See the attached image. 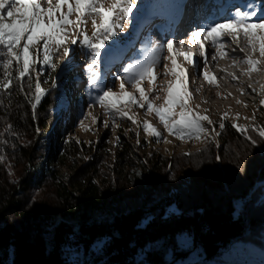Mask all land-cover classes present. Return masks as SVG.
Returning <instances> with one entry per match:
<instances>
[{"label":"trees","instance_id":"obj_1","mask_svg":"<svg viewBox=\"0 0 264 264\" xmlns=\"http://www.w3.org/2000/svg\"><path fill=\"white\" fill-rule=\"evenodd\" d=\"M54 56L55 68L41 60L23 81L13 73L11 90L0 92V264H76L67 251L92 245L94 250L100 246L99 253L82 264H242L254 248L264 251V154L258 153L248 168L232 171L225 153L235 157L239 149L231 143L252 145L230 123L224 130L230 145L207 148L219 173L216 186L206 183L197 199L176 189L111 220L84 219L78 230L61 222L47 240L42 224L52 215L100 210L139 195L145 178L167 188V168L176 167L163 156L147 161L123 136L114 157L103 143L87 147L65 135L47 137L66 97L80 106L73 92L76 77L55 80ZM35 71L44 90L39 100ZM217 155L233 180H223ZM230 163L237 166L238 161ZM67 168L73 172L64 173ZM47 189L52 197L36 196Z\"/></svg>","mask_w":264,"mask_h":264},{"label":"rangeland","instance_id":"obj_2","mask_svg":"<svg viewBox=\"0 0 264 264\" xmlns=\"http://www.w3.org/2000/svg\"><path fill=\"white\" fill-rule=\"evenodd\" d=\"M38 2L44 8L49 6L47 0H38ZM103 2L109 5L113 0H103ZM154 2L155 4L150 7L152 13L149 15L145 7L146 0H137L138 10H134L130 21L119 22V25L115 29L117 35L107 41V48L101 50V55L97 57L95 63L92 59L91 49L82 43L69 45L72 51L68 57L62 54V49L59 53L54 54V61L58 65L55 80L76 77L73 83V92L80 97L78 102L80 106L72 104L71 96L66 97L63 107H59L56 110L57 118L54 121L51 132H48L46 135L47 137L54 136V138L59 134L62 136L65 135L66 139H76L84 143L87 147L103 143V145H106L111 150L113 157L116 154V144L120 140V137L123 136L128 142H133V144L138 146V154L147 161L152 157L156 161V156H163L168 158L169 161L176 163V167L168 166L166 171L169 173L168 182L171 185L167 188H156L151 184L149 179L145 178L142 192L140 191L141 193L139 195L127 196L123 200L111 203L100 210L81 211L76 215L68 217H63L60 214L52 215L48 220H44L42 224V229L47 240L52 239L56 226L61 222H66L72 230H78L79 225L84 219L91 221L111 220L116 214H127L135 209L151 205L166 194L176 192V189H180L183 193L188 192L197 199L196 196L200 194L202 187L206 183L209 186H216L217 174L219 175V173L215 171L216 165L213 163V159L207 155V148L215 147L216 149H220L223 145H230L226 138H224V130L228 123L231 125L236 123L241 126H247L249 129L247 134H250L257 140L255 145L250 142L252 146L237 141L231 143L233 147H238L239 149L235 157L230 156L228 152L225 153L226 162L232 171L235 172V170L240 171L248 168L258 153L260 155L262 153L264 154V142L255 134V131L251 130L253 126L257 129L264 126V105L260 104V100L264 99V91H262L264 89V56L260 55L259 45L257 44V50L254 52L251 46L248 45L247 39L243 35L239 37L238 47L243 48L244 51L242 54L245 55L246 53V55H251L259 63L257 65L258 70L251 72L248 76L243 73L240 76L239 65L231 67V70L236 74L241 83H246L244 85H250L252 89H255V92L238 93L235 91L236 86L234 83L227 86L226 80L224 82L222 79V82L218 79L219 76L215 75V71L211 70L214 66L213 64L208 63L205 65L204 59H201L199 42L190 47L182 46L178 50L176 48V38L173 37L170 26L167 25L165 28L155 21V16H157L153 15L155 10H160L161 8L162 10L167 9L168 11L171 5L173 6L175 3V13L173 14L176 15L180 6L178 0H155ZM51 3L55 6L57 0H51ZM62 11L67 12V5L62 8ZM151 16H154V18H151ZM56 18H59V12L56 13ZM75 18L74 14L71 19L75 20ZM45 20L47 21L46 17ZM97 23H99L98 19ZM69 27V38L79 37L82 40L79 33L75 29H71V26ZM85 27L87 34L91 36L94 30L91 17L88 18ZM169 39L174 41L177 63L187 71L188 92L190 96L185 95L183 98L187 100L188 106L193 110V114L198 112L201 115H207L213 121V125H208L207 122H204V127L207 129V132L201 133L198 137L193 135L191 137L185 136L181 139L174 133L170 134L159 121L155 112L147 111L146 104L144 108L137 105H128L127 99H125L119 105L120 107H124L129 112V115L135 118L137 123H133L129 119L119 116L114 117L112 113H106L95 101V97L101 94L103 90H107V88H112L116 93L120 92V80L117 77L123 78L126 89L129 92H133L135 97L139 99V93L132 88L128 76L125 75L123 69L129 64H132L133 68L128 75H134L140 63L156 58L160 60V63L154 69L158 73L157 80L155 81V87L158 91L149 93L148 95L149 99L153 101L154 106L163 104L164 98L167 95L168 82L174 80V77L170 74L164 75L165 69L163 65L167 64L169 69L172 65L171 61L167 59L169 54L166 47L161 50L159 49V45H166ZM225 45L226 47L230 45L237 47L234 42H231V38H229L228 43ZM207 47L214 49L212 45H207ZM153 49H156V51L154 52ZM182 49H191V52H195L196 56L198 55L201 61L199 64V73L193 68L192 64L184 63V57L181 58L179 54V51ZM106 52H111L112 55L108 56ZM207 52L205 50V55H207ZM215 53L217 54L216 51L213 54L211 53V57ZM90 64L93 67L90 68ZM245 67L248 70L250 65L247 64ZM205 69L214 78L213 81L210 82L204 77L203 72ZM214 69L217 70L216 68ZM35 75L36 80L41 82L39 74L36 71ZM256 79H262L263 82L253 84L252 81ZM95 80H98L99 84H95ZM113 84H115V87H113ZM142 86L146 92L150 87L147 80L142 82ZM243 87L240 86L239 89H243ZM176 91L182 92L179 85L176 86ZM173 110L179 112V105H175ZM222 118L225 122V128L223 129L219 127ZM105 121H107L108 127L104 126ZM145 121L151 123L161 133L159 139L147 134L143 130V122ZM213 128L215 129L214 131ZM133 136H135V139L132 138ZM130 139L132 142L129 141ZM142 140L144 141V145H141ZM257 144L260 145L257 146ZM233 159L238 161L237 166L230 163ZM216 161L221 170L223 180L227 176L233 180L234 177L232 174L223 169L221 157L216 159ZM63 172L71 174L73 171L67 168ZM237 184L239 185L240 182L238 181ZM257 185L260 184H256L255 187ZM227 189L230 190L231 188ZM52 194L47 189L43 193L36 194V196L42 199L46 196L52 197ZM251 195L252 191L242 199V203L244 204ZM33 200L34 202L37 201L36 199ZM83 214L86 215V218L83 217ZM181 239L182 241L188 240L184 236ZM94 247L95 245H92L90 250H87V248L85 250L80 247L78 249L70 248L67 252L71 260L76 264H82L86 259L92 257L93 253H99L100 246L95 250ZM242 264H264V251L254 248L251 257L244 259Z\"/></svg>","mask_w":264,"mask_h":264},{"label":"snow or ice","instance_id":"obj_3","mask_svg":"<svg viewBox=\"0 0 264 264\" xmlns=\"http://www.w3.org/2000/svg\"><path fill=\"white\" fill-rule=\"evenodd\" d=\"M47 2L49 6L44 8L38 0H0V92L11 90L13 73H15L16 79L23 81L30 76L33 66L41 60L44 64H51L55 68L56 65L52 62L53 55L59 53L62 49V54L68 57L72 51L69 45L82 43L87 46L91 49L92 59L95 63L97 57L101 55V50L107 48V41L117 35L115 29L119 22L130 21L134 10H138L137 0H113L109 5H106L103 0H57L55 6L52 5L51 0H47ZM65 5H67V12L62 11ZM246 8H251V5H246ZM261 11L264 12V6L261 7ZM57 12H59V18H56ZM74 14L75 20L71 19ZM158 14L160 13H153V15ZM89 17L92 18L94 29L91 36L87 34L85 27ZM253 17L256 19L253 20ZM97 19L99 23H97ZM69 26L79 33L82 40L79 37L69 38ZM241 34L247 39L248 45L251 46L254 52L257 50L258 44L260 55L264 56V16L258 15L254 9L250 11L239 8L234 9L233 15L223 22L211 24L206 29L200 28L191 32L189 42L195 40L200 43L201 56L205 57L204 62L206 65L205 45L200 40L202 35L203 40L210 41L216 52L223 56L226 55L224 51L226 45L221 42L224 37H230L231 42L237 45L233 49L234 53L244 51L243 48L238 47ZM179 43L183 44L184 41H179ZM217 45L219 47H216ZM165 47L169 54L167 59L171 61L172 67L169 69L168 65L164 64V75L170 74L174 77V80L168 82L167 95L163 104L154 106L148 95L158 91L155 87L158 73L154 69L160 63V60L156 58L140 63L134 75H128L133 68L132 64L123 69L132 88L139 93V99L135 97L133 92L126 89L125 80L117 77L120 80V92L116 93L112 88H107L95 97V101L106 113H112L114 117L119 116L129 119L133 123H137L135 118L119 105L125 99H127L128 105H137L144 108L146 104L147 111H154L170 134L174 133L181 139L193 135L198 137L201 133L207 132L204 122L213 125V121L207 115H201L198 112L193 114L187 100L183 98L185 95L190 96L188 78L186 70L177 63L174 41L169 39L166 45H159L161 50ZM153 51L155 52L156 49H153ZM180 54L199 73V62L194 61L193 54ZM106 55L111 56L112 53L106 52ZM243 62L250 65L247 70L248 74L258 70L259 61L251 56H245ZM89 67L91 68L93 65L90 64ZM203 75L210 82L214 80L206 69ZM233 78L235 79V77ZM145 80L150 85L147 92L142 86V82ZM94 83L99 84V81L95 80ZM177 85L180 86L182 92L176 91ZM113 87H115V84H113ZM43 91L40 82L37 81L35 83L36 100L40 99V94ZM260 104L264 105V99L260 100ZM175 105H179V112L173 110ZM94 119L96 118L94 117ZM104 126H109L107 121L104 122ZM219 127L221 129L225 128L223 118L219 123ZM232 127L244 134L246 139L253 145L257 143L256 139L247 134L249 132L247 126L233 123ZM143 130L157 139L161 137V133L147 121L143 122ZM251 130L257 132L259 138L264 140V126L259 129L253 126ZM219 158L218 156L217 159Z\"/></svg>","mask_w":264,"mask_h":264},{"label":"bare ground","instance_id":"obj_4","mask_svg":"<svg viewBox=\"0 0 264 264\" xmlns=\"http://www.w3.org/2000/svg\"><path fill=\"white\" fill-rule=\"evenodd\" d=\"M154 1L155 0H146L145 7L147 8V12H148L149 15L152 13L150 7H152V5L155 4ZM188 1L189 0H184V2H183V0H182L183 4L184 3H187ZM193 1L194 0H191L192 3H193ZM178 2H180V0H178ZM175 5H176V3L173 4V6L171 5V8H169L168 11H167V9L166 10H162L161 8H160V10H155V12H159L160 13V14H158L160 16H158V15H157L158 17L155 16L156 17L155 18V21L157 23H159L161 26L165 27V28L168 25V26H170L173 29H177L181 25V16L174 15L173 14V13H175V11H174V6ZM181 5H180V7H181ZM192 7H193V5L190 6V8L188 10V13L191 12V16L194 14V12L192 11ZM250 10H253L252 7L251 8H248L246 11H250ZM183 11H187L186 4L184 5ZM151 18H154V16H151ZM211 24L212 23L210 22L208 24V26L211 25ZM171 28H170V30H172ZM229 38L230 37H224V38H222V41L221 42L224 43V44H227ZM200 40L203 41V43L205 45V50L208 48L207 45H211V42L210 41L203 40V36H201ZM194 41L195 40H193L192 42H194ZM192 42H189V40H186V44H189L190 45ZM195 42L198 44L197 41H195ZM198 45H200V44H198ZM207 51H208L207 52V55H206L207 63H210L211 62V64H213V65L223 64L224 67L230 68V69H231V67H235L236 64H238L237 59H238V56H240V52H238V51H236L235 53L234 52H231L230 53L229 50L227 49V47H225L224 51L226 52V55L221 56L219 53H217V54L215 53V55L213 57H211L210 54L211 53L213 54L216 51V49L215 48L214 49L208 48ZM181 53H192L193 54L194 61H198L200 59V58H198V55L196 56L195 52H188L187 50L182 49L181 50ZM204 60H205V57H204ZM184 61L187 63L186 60H184ZM229 61H232L233 62V65L228 64ZM199 64H200V60H199ZM261 66H262V64H261ZM261 66H259V67H261ZM218 73L219 74H222L223 72H222V70L219 69ZM222 75H224V78H225V80L227 82V86H229V84H231V83L232 84L234 83V85L236 86L235 91H237L238 93H241L242 94V93H246V92H249V91H253V89H252V87L250 85L249 86L248 85L246 86V85H244L246 83H241L236 78L234 79L233 78L234 76L232 75V73H225L224 72ZM260 82L262 83L263 80L262 79H259V80H256V81H252L253 84H259ZM240 86H244L243 89H239Z\"/></svg>","mask_w":264,"mask_h":264}]
</instances>
